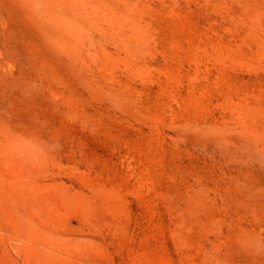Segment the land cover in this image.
<instances>
[{
  "label": "rangeland",
  "instance_id": "1",
  "mask_svg": "<svg viewBox=\"0 0 264 264\" xmlns=\"http://www.w3.org/2000/svg\"><path fill=\"white\" fill-rule=\"evenodd\" d=\"M0 264H264V0H0Z\"/></svg>",
  "mask_w": 264,
  "mask_h": 264
}]
</instances>
